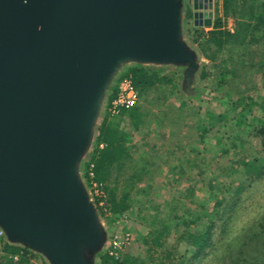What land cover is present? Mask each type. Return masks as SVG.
<instances>
[{
    "label": "water",
    "instance_id": "obj_1",
    "mask_svg": "<svg viewBox=\"0 0 264 264\" xmlns=\"http://www.w3.org/2000/svg\"><path fill=\"white\" fill-rule=\"evenodd\" d=\"M194 3L211 26L213 0ZM185 0H0V221L77 264L95 215L73 175L116 58L194 65L177 25Z\"/></svg>",
    "mask_w": 264,
    "mask_h": 264
},
{
    "label": "rangeland",
    "instance_id": "obj_2",
    "mask_svg": "<svg viewBox=\"0 0 264 264\" xmlns=\"http://www.w3.org/2000/svg\"><path fill=\"white\" fill-rule=\"evenodd\" d=\"M240 2L241 0L237 1V3ZM238 9L235 14H231V21L234 22L235 29L240 23L238 19L245 18L238 15ZM187 12L182 7L177 25V39L183 43L185 51L191 55L196 64L191 71H187L186 63L123 56L115 59L102 84L87 127L86 138L76 154L72 166L76 183L95 215L92 239L89 242L85 240L77 242V264H102L104 255H115L114 241H122L123 236L129 230L132 231L135 239L138 234L142 237L150 230V222L147 223L137 216L138 208L146 209L147 205L149 206L148 201L142 200L143 197L154 199V205L162 204L161 206H163V201H179L184 196L188 197L185 206H180L178 209L180 215L185 209H192L195 213H201L204 206L211 209L217 201V197L220 196L226 198L227 207L231 206L234 209V212L230 213L231 218L229 217L230 219L226 222L227 227L222 240L219 237L220 229L216 228L212 244L207 248L205 254L199 259H192L190 264H236L229 257L228 249L231 248L228 247L229 243H234L232 248H235V245L244 244V253L252 259H257L260 264H264V228L258 226L259 223L264 224V176L257 172H250V170L245 172L243 165H240L245 158L263 155L260 147L261 140L252 135L253 132H249L252 129L250 128L241 135L245 141L241 146L240 140H233V137L238 135V130L229 128V123L232 122V118L236 116L240 108L251 109L252 114L248 118L257 123L255 126L259 125L264 114L255 102L250 103L248 99H245L247 104L233 111L230 99H228L230 97L228 93L231 92L230 98L232 99L246 98L247 95H251L257 103L263 101L264 29L256 36L251 33L252 38L249 37L251 43L247 47H232L236 55L248 48L244 65L240 64L241 59L237 56L232 61L228 58L229 55L224 57L223 59L229 61L226 66L233 63L237 71L234 77H229L228 83L223 84V88L214 87L212 89L218 75L219 63L222 62L221 54L215 53V47L209 41L207 34L210 30L204 29L203 25H195L192 12L190 11V16ZM227 26L226 19V29ZM134 64L158 70L161 75L173 79L178 87L174 90L173 82L160 84L148 90L147 96L140 98L139 104L143 105L148 112L147 118L150 121L139 132L133 133L130 127L129 131L135 144L142 145L144 151H147L142 154V157L148 158L154 155V160L157 163L156 169L151 175L141 178L136 184L135 190H131V196L134 199L142 200V205L135 202L133 203L134 210L113 219L105 184H103L102 195H96L92 190L88 175L89 161L95 148L98 127L105 117L120 120L121 126L127 127L125 117L121 118L120 114H109V96L114 87L118 85V80L126 69ZM204 72L207 77L202 79L200 75ZM186 74H189L190 77L189 84L184 83ZM197 89L204 91L202 96L198 97V93H194ZM173 90V94L167 96V91ZM225 93H227V97L224 95ZM182 103H185L186 106L179 110ZM247 106L249 107L247 108ZM208 111L214 115L228 111L230 118L215 124V127L204 135V139L200 140L201 133L196 130L195 125L207 122L205 115ZM169 149H174L173 155L164 154ZM161 153L164 155L161 156ZM134 156V160H136L140 153L138 152ZM165 160L168 163L164 164ZM138 164L134 165L138 168ZM134 165L128 164L119 175L114 172L110 177L108 183L110 188L114 187V181L117 180L119 186L116 191L117 196L120 195L125 180L129 179L132 172L131 166L134 167ZM235 167L238 169L237 172H232ZM248 168L246 166V169ZM138 189L144 193H138ZM224 215L226 217L227 214ZM181 222L183 225V221L177 223ZM169 223L174 226L176 221L170 220ZM2 226L0 221V229ZM3 231L4 237L0 240V259L7 255L4 250L5 245H10L21 247L27 253L24 257L18 256L17 260L12 258L13 255H7L8 258H12L15 264H56L46 249L34 246L7 230ZM165 243L171 247L169 250L173 252V255L168 258L167 252L162 248L155 250L152 254L154 261L152 264L160 260H164L166 263L173 261L178 264L179 257L187 258L192 253L190 247L176 242L175 234L167 237ZM138 246L135 245L133 251L144 255L145 247Z\"/></svg>",
    "mask_w": 264,
    "mask_h": 264
},
{
    "label": "trees",
    "instance_id": "obj_3",
    "mask_svg": "<svg viewBox=\"0 0 264 264\" xmlns=\"http://www.w3.org/2000/svg\"><path fill=\"white\" fill-rule=\"evenodd\" d=\"M237 1L238 0H222L225 15L228 16L231 15V13L235 14L237 12V8H239V16L247 17V19L256 21L255 23H260L261 19L259 17L260 11L258 0H241L240 3H237ZM187 14H190L189 10ZM239 22V26L232 33L225 28V25L221 23V19L217 17L214 21L212 29L207 34L209 35V41L213 43L215 47V53L221 54L222 61L219 63L220 66L217 65L219 66L217 70L218 75L216 76V82L213 85L212 89L214 87L221 88L222 86H224L223 84L228 83L227 80L229 79V77H234L235 72L237 71L233 63L228 67L226 66L229 61L223 59L224 57H228L229 55L228 58L232 61L234 57L237 56L239 59H241L240 64L244 65V58L247 57L245 55L248 48L240 51L239 54L236 55L232 47H247V45L251 43L250 38H252V35L250 32V38L249 40H247L249 35L247 27L249 26H245V23H243L241 19H239ZM186 65L188 67L187 71L189 72L196 64L194 63L193 65L190 62ZM200 76L202 79H205L207 77V74L204 72L201 73ZM124 77L131 78L139 93V99L147 96L146 92L148 90L155 88L160 84L173 82L174 90L178 87L173 79L161 75L158 70L150 69L137 64L128 67L118 80V83ZM184 78V83L189 84V74H186ZM174 90L171 92L167 91V96L172 95V92H174ZM194 93H198L199 97L203 95L204 91L197 89L194 91ZM116 94L117 86L114 87L111 95L109 96L110 102L115 98ZM224 95L226 96L227 93H225ZM228 95L231 97L232 93L229 92ZM230 97L228 99H230L229 101L233 107V111H236L238 108H240V106L247 104L245 102V99H248L250 100V103L255 102L258 107L262 109L264 114V98L263 101L257 103L251 95H247L246 98L239 97L236 99H232ZM182 104L179 106V110L185 108V103ZM248 107L249 106H247V108ZM229 113L230 112L227 111L221 114L214 115L213 113H210V111H208L205 115L207 122L202 125L198 123L195 125L196 130L201 133L200 140L204 139V135L211 131V129L215 127V124L224 121V119H229ZM119 114L121 118L122 116L123 118H126L127 127L123 128L121 126V123L119 122L120 120L117 121V119L115 118H104L97 130L98 133L95 139V148L91 153L89 166L93 165L94 180L99 183L105 184L107 200L110 204V211L113 219L114 217L122 216L126 212H131L132 210H134L133 203H141L142 205V200L145 199L146 201H148L149 206L147 205L146 209H144L143 207L138 208L137 216L139 219L147 221V223L150 222V230L142 237L140 234H138L137 239L134 238L132 231L129 230L127 234H129L131 241L123 245L121 249L117 250L115 255H104L102 257V264H152V262H154L152 259V254L155 250L157 251L161 248L167 252L166 256L170 258V256L173 255V252L169 250L171 247H168L166 245L165 239L172 234H175V240L177 243L185 244L187 247H190L192 251L191 255L187 258L179 257L180 259L178 261V264H190V261L192 259H199L205 254L207 248L212 244L213 236L215 235L214 231L216 228L220 229V239L223 238L224 232L227 227L226 222L231 218L230 213L234 212V209L231 206L227 207L226 198L221 196L217 197V201H215L211 209H207L204 206V210L201 213H195L194 211H192V209H185L182 215L178 214V209L180 208V206H185V201L187 200L188 196H184V198L179 201H163V206H161L162 204L154 205V199H146L144 197L142 200L134 199L131 196V190H135L136 184L141 180V178L154 173V169H156L157 163L154 160V155H151L148 158L142 157V154L147 151H144L142 145L135 144V142L133 141V136L129 131V127L132 129L131 131H133V133H136L143 130L150 120L147 118L148 112L144 109V106L139 103L131 109H123ZM250 114H252L250 108H240L236 116L233 117L234 119L232 118V124L229 123V128L231 130H235V128L238 130V135L233 137V140H240L241 146L245 143L244 139L241 137L245 130H249L250 128H252L249 132H253L254 134L252 135L260 138L261 153L263 155L254 156L252 158H245V160L242 161L240 165H243L245 172H249L250 170V172H257V174L264 176V115L262 121L259 122V125L255 126L257 123L253 119L250 120L248 118ZM101 145H103V147H101ZM138 152L140 153V156L137 157L138 159L134 160V155L136 153L138 154ZM164 154L173 155L174 149H169ZM164 154L161 153V156ZM165 163H168V161L165 160L164 164ZM128 164H138V168L135 165L134 167L131 166L132 172L129 176V179L125 180V185L123 189H121L120 195L117 196L116 191L119 188L117 180L114 181V187L110 188L108 186L110 177L113 176L114 172L119 175L124 170V168L127 167ZM246 166L247 168H249L246 169ZM237 170L238 169L235 167L234 169H232V172H237ZM85 175L87 176V174ZM138 193L144 192H142V190L139 191L138 189ZM224 206L226 207L224 208ZM192 214L194 215L192 216ZM224 214H227L226 217H224ZM187 216L189 217L187 218ZM170 220L176 221V224L174 226H171V223H169ZM180 221H183V225H181L182 222L180 224L177 223ZM258 226L264 228V224L259 223ZM135 245H139L138 247L141 248L142 246L145 247L144 255L143 253H137L135 250L133 251V247ZM243 245L244 244H241L240 246L235 245V248H232L234 247V243H229L228 247L231 248L228 249L227 247V249L229 251V257L231 258V260L236 264H260L257 259H252V257H250L248 254L244 253ZM4 250L7 255L11 256L18 255L20 257H24V255L27 254L26 251L18 246L5 245ZM7 255L0 259V264H15L13 263L12 258H8ZM154 264L175 263L173 261H169L166 263L164 262V260H160L159 262Z\"/></svg>",
    "mask_w": 264,
    "mask_h": 264
},
{
    "label": "built area",
    "instance_id": "obj_4",
    "mask_svg": "<svg viewBox=\"0 0 264 264\" xmlns=\"http://www.w3.org/2000/svg\"><path fill=\"white\" fill-rule=\"evenodd\" d=\"M262 8H263V21H264V0H261ZM139 93L137 91V88L133 84L130 77H124L122 78L118 85H117V94L115 98L110 102L108 107V112L111 115H117L119 114L123 109L128 110L133 107H135L139 103ZM103 147V145H101ZM89 178L92 185V190L96 195H102L104 186L102 183H99L94 180V173H93V165L89 168ZM4 237V231L0 229V240ZM130 242V236L129 234H125L123 236L122 241L116 240L113 243V251L116 252L120 248H122L123 245ZM14 260L18 259V255H15L12 257Z\"/></svg>",
    "mask_w": 264,
    "mask_h": 264
},
{
    "label": "crops",
    "instance_id": "obj_5",
    "mask_svg": "<svg viewBox=\"0 0 264 264\" xmlns=\"http://www.w3.org/2000/svg\"><path fill=\"white\" fill-rule=\"evenodd\" d=\"M213 2L214 3H213V8H212V13H213L212 23H211V26H205V25H203L204 29L211 30L212 27H213V24H214L215 19L218 17V18L221 19V23H223L224 25H225V20L227 19V21H228L227 30H229L230 32H234L236 26L234 25V22L231 21V19H232L231 15H228L227 16V15L224 14L222 0H213ZM258 2H259V11H260L259 17L261 19L260 23H255L256 21L247 19V17H245V18H243L241 20L243 23H245V26L246 25L249 26V27H247V31H248V34H249L248 35V38L250 37V32L253 35L255 34V36H256V34L262 33L263 32L262 30L264 29V21L262 19V16H263L262 3L263 2L261 0H258ZM185 3H186V5H185ZM193 5H194L193 2H191L190 4H188V1L185 0L183 8H185V11L186 10L187 11L189 10L193 14L195 12ZM256 24H258V25H256Z\"/></svg>",
    "mask_w": 264,
    "mask_h": 264
}]
</instances>
